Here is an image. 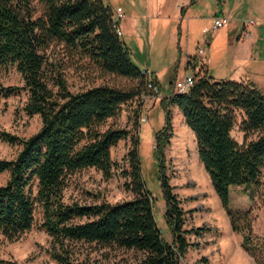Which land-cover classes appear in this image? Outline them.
Segmentation results:
<instances>
[{"label": "trees", "instance_id": "16d2710c", "mask_svg": "<svg viewBox=\"0 0 264 264\" xmlns=\"http://www.w3.org/2000/svg\"><path fill=\"white\" fill-rule=\"evenodd\" d=\"M32 1L0 0V71L15 66L23 80L21 87L0 86V95L26 90L23 110L42 121L28 137L0 130V139L21 146L14 158H0V173H9L0 184V238L13 239L31 230L40 208V228L64 250L55 255L59 264H180L191 246L188 236L199 235L203 229L184 228L185 211L165 170V149L173 135L171 107L177 106L195 135L199 159L232 229L243 236L241 246L256 264H264V239L253 231L251 210L230 206L231 187L259 188L264 182V93L256 83L217 80L209 75L207 62L189 57L193 86L185 93L172 90L161 99L164 124L156 135L155 152L166 203L164 218L172 232L168 241L143 176L139 138L127 127L107 124L120 114L123 104L151 94V82L160 86L158 77L131 60L118 33L119 22L104 0H38L44 10L37 17ZM56 45L66 55L87 59L101 73L131 83L72 91L48 53ZM237 126L242 141L232 134ZM127 138L132 146L123 158L124 167L113 160L111 150ZM87 168L100 170L106 179L119 172L133 197L116 203L66 201L69 178ZM67 241L96 243L128 256L75 260L66 249Z\"/></svg>", "mask_w": 264, "mask_h": 264}, {"label": "rangeland", "instance_id": "374dc122", "mask_svg": "<svg viewBox=\"0 0 264 264\" xmlns=\"http://www.w3.org/2000/svg\"><path fill=\"white\" fill-rule=\"evenodd\" d=\"M104 2L113 10L114 19H118L121 31L122 18H118L117 8L122 6L129 13L130 10L124 5L123 0H104ZM183 5V0H159L150 7L137 5L131 8V12L138 14L141 19L136 23L122 20L123 35L121 36L129 48L131 60L141 70H149L158 77L160 94L163 95L175 89V82L179 78L192 73L191 69L186 68V59L189 57L207 62L209 75L217 80L229 79V76L234 74L233 56L230 55V48L224 47L220 36L222 30L227 27L216 29V31L220 30L218 32H214L213 29L203 31V28L212 26L211 21L222 9L233 8L232 1H229L228 5L217 3V0H199L198 3H194L192 11L200 14V17L194 19L188 41L186 40L187 21L183 22L184 37L178 38V27L182 21L180 10ZM238 9L236 15L240 27L250 20L262 22L259 28L262 41L259 42L256 54L264 62V0H247ZM32 10L34 17H37L43 13L44 7L38 0H33ZM207 41H212L211 47L214 42L217 46L216 60L210 53ZM199 49H203L205 53L200 54ZM48 53L51 55V61L59 65L69 88L74 92L104 83L120 86L131 83L128 79L101 73L87 59L66 55L61 45L51 47ZM256 69L255 82L264 93V64L261 67L257 60L253 65V70ZM0 86H23L21 74L15 66L0 71ZM160 94L155 98L151 95L137 97L123 104L120 114L116 118L109 119L107 124L127 127L131 129L133 136L139 138L142 172L153 196L154 214L165 239L172 241L171 229L164 218L166 203L159 180V160L155 152L156 135L164 124V109L161 105L163 97H160ZM27 100L26 90L7 97L0 95V130L20 137H28L39 130L42 125L40 116L30 117L23 110ZM173 123L172 120L173 135L165 149L166 174L185 211L184 228L203 229L199 235L193 233L188 236L191 246L181 258L180 264H249L246 261L248 259L246 254L240 251V249L244 251L241 246L242 234L232 229L220 197L216 196L218 201L214 200L212 183L195 150L191 132L181 125H177L175 130ZM232 134L242 141L243 133L238 126ZM131 146L130 138L119 141L111 150L113 160L126 167L127 163L123 158ZM20 148V145H11L0 139V158L12 159ZM8 177V172L0 173V184L5 183ZM124 183L125 178L119 172L106 179L96 168L83 169L69 178L65 199L68 202L76 200L93 203L106 200L116 203L133 197ZM202 198L208 202L206 206L191 207L202 203ZM230 206L235 210L250 209L253 231L264 239V182L259 188L244 185L231 187ZM35 218L36 224L31 230L13 239L0 238L1 264H59L55 255L59 252L64 253V250L44 229L40 228L42 220L40 208H37ZM66 249L72 259L87 262L114 260L117 254L128 256L127 252L84 241H67Z\"/></svg>", "mask_w": 264, "mask_h": 264}, {"label": "crops", "instance_id": "0c3cea01", "mask_svg": "<svg viewBox=\"0 0 264 264\" xmlns=\"http://www.w3.org/2000/svg\"><path fill=\"white\" fill-rule=\"evenodd\" d=\"M159 0H123L124 5L127 7L128 10H130L129 12L125 11V8L122 6H118L121 7L124 11V17L123 19H126V21H131L132 23H136L139 21V19H141V17L134 13L131 12V8L132 7H136L137 5H141V7L144 6H151L153 5L155 2H157ZM184 1V5L181 7L180 10V15L182 16V21L180 23V26L178 27L179 31H178V38L182 39L184 37L183 34V22L187 21V26H186V40H189V32L191 29V25H194L195 21L194 19L199 18L200 14H198L197 12H193L192 11V5H194V3H198L199 0H195L193 2V0H183ZM224 0H217V3H224L226 5H228L229 1H232V5L233 8L229 9V7H225L224 9L221 10V12H219L217 15H228L230 18V23L226 26L227 28L223 29L220 36L222 38V42L223 45H225L224 47H229L230 48V55L233 56L234 59V64L233 66H235L234 69V74L229 76V79H234V80H240V81H253L255 82V76H256V70H253V65L255 64V62L258 60L260 66L262 67V65L264 64V62L262 60H260V56L258 57V55L256 54V50L259 46V42L262 41V35H261V31L259 30V28L262 26V22L259 23L258 25L254 26L252 28V35L249 39H242L241 36V32L244 28V23L241 25V27L238 25V16L236 15V12L239 10L238 8L241 7V5H244L245 2L247 0H228L227 3L223 2ZM192 11V12H191ZM191 12V15H190ZM121 20V31H122V26H123V22ZM212 22V26L211 27H206L203 28V31H210L213 29V21ZM240 28V29H239ZM221 30V29H220ZM220 30H214V32H218ZM234 33L236 34V36H234ZM122 35H123V31H122ZM216 41V40H215ZM208 44V47L210 49V53L213 54L214 59L216 56V49L217 46L215 45V42L212 45V41H207L206 42ZM227 45V46H226ZM219 51L221 52V49L219 48ZM205 53V51H204ZM232 53V54H231ZM189 56V55H188ZM207 57V56H206ZM216 60V59H215ZM187 61L188 58L186 59V68H187ZM208 61V59H207ZM254 63V64H253ZM171 84L173 83L172 81L170 82ZM172 91V89H171ZM170 93H167L166 95L160 94V97H165L167 95H169ZM173 113H174V118H173V125L175 127V130L177 125H181L184 128H188V126L185 124L184 121V116L182 114V112L180 111V109L177 106H173ZM188 130L191 132L192 134V138H193V142H194V147L195 150L198 154V149H197V142H196V138L194 133L188 128ZM199 156V154H198ZM207 172V171H206ZM208 174V173H207ZM209 176V174H208ZM210 178V176H209ZM211 181V179H210ZM212 183V182H211ZM212 194L214 196V200L218 201L217 197V192L214 189V186L212 184ZM203 202L202 203H197L198 205H192L191 207L193 208H203L204 206H206V204H208V202L202 198L201 199ZM240 251H242L244 254H246V256L248 257V259L246 261H248L249 264H256L254 259L244 250L240 249Z\"/></svg>", "mask_w": 264, "mask_h": 264}, {"label": "built area", "instance_id": "2783aa9c", "mask_svg": "<svg viewBox=\"0 0 264 264\" xmlns=\"http://www.w3.org/2000/svg\"><path fill=\"white\" fill-rule=\"evenodd\" d=\"M223 2L227 3L228 0H224ZM117 16L118 18H123L124 17V11L121 7L117 8ZM118 20V19H117ZM230 23V18L228 15H217L214 17L213 19V29H220V28H224L226 27L228 24ZM258 25V22L254 21V20H250L244 23V28L241 32V38L242 39H249L252 35V28L254 26ZM118 28V33L122 34V32L119 29V26H117ZM199 53L200 54H204V50L203 49H199ZM195 82L194 79V75L191 74H186L184 75L182 78H179L176 82H175V89L174 91L177 93H185L187 91H189V89L193 86ZM149 91L151 92V94H145L143 96H148L151 95L152 97H157L160 94V88L159 86L153 84L152 82L149 84L148 86Z\"/></svg>", "mask_w": 264, "mask_h": 264}]
</instances>
